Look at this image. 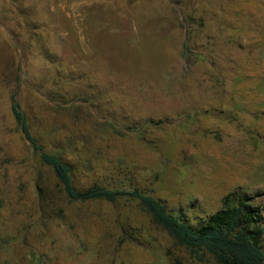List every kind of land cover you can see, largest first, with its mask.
<instances>
[{
	"label": "rangeland",
	"instance_id": "374dc122",
	"mask_svg": "<svg viewBox=\"0 0 264 264\" xmlns=\"http://www.w3.org/2000/svg\"><path fill=\"white\" fill-rule=\"evenodd\" d=\"M12 91L78 188L136 187L194 226L238 190L264 218V0H0V264H216L135 200L54 186L38 209Z\"/></svg>",
	"mask_w": 264,
	"mask_h": 264
},
{
	"label": "trees",
	"instance_id": "16d2710c",
	"mask_svg": "<svg viewBox=\"0 0 264 264\" xmlns=\"http://www.w3.org/2000/svg\"><path fill=\"white\" fill-rule=\"evenodd\" d=\"M9 108L12 122L27 143L38 209L51 207L54 186L70 202L135 200L150 216L151 222L166 231L177 245L195 253H208L216 264H264L261 245L264 218L261 207L252 203L253 196L238 190L227 193L222 198L221 208L194 226L183 216L170 212L160 199L136 187L128 189L92 183L78 188L74 184L71 164L57 150L59 142L45 136L41 128L30 121L15 91L10 93ZM197 258L202 259V255L197 254Z\"/></svg>",
	"mask_w": 264,
	"mask_h": 264
}]
</instances>
